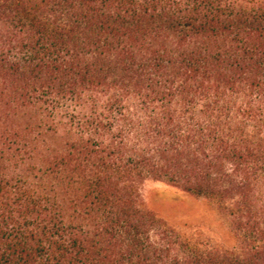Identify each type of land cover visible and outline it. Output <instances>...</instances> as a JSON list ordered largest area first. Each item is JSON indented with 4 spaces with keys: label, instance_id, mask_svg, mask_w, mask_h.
I'll return each mask as SVG.
<instances>
[{
    "label": "trees",
    "instance_id": "trees-1",
    "mask_svg": "<svg viewBox=\"0 0 264 264\" xmlns=\"http://www.w3.org/2000/svg\"><path fill=\"white\" fill-rule=\"evenodd\" d=\"M0 264H264V0H0Z\"/></svg>",
    "mask_w": 264,
    "mask_h": 264
},
{
    "label": "rangeland",
    "instance_id": "rangeland-1",
    "mask_svg": "<svg viewBox=\"0 0 264 264\" xmlns=\"http://www.w3.org/2000/svg\"><path fill=\"white\" fill-rule=\"evenodd\" d=\"M142 193L147 207L169 224L189 233L200 230L219 243L232 242L227 226L206 200L152 180L144 183Z\"/></svg>",
    "mask_w": 264,
    "mask_h": 264
}]
</instances>
